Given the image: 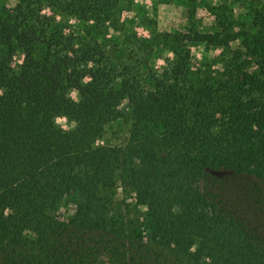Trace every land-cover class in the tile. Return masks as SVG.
Wrapping results in <instances>:
<instances>
[{"label": "trees", "instance_id": "16d2710c", "mask_svg": "<svg viewBox=\"0 0 264 264\" xmlns=\"http://www.w3.org/2000/svg\"><path fill=\"white\" fill-rule=\"evenodd\" d=\"M91 3L64 9L86 21L105 11ZM30 7L0 0V264H264V5L225 78L184 88L177 49L148 91L117 83L98 44L72 33L37 56ZM123 111L128 141L98 143ZM61 115L82 127L58 130Z\"/></svg>", "mask_w": 264, "mask_h": 264}, {"label": "rangeland", "instance_id": "374dc122", "mask_svg": "<svg viewBox=\"0 0 264 264\" xmlns=\"http://www.w3.org/2000/svg\"><path fill=\"white\" fill-rule=\"evenodd\" d=\"M1 1L12 6L18 0ZM26 1L30 3L31 15L38 26L37 56L49 54L48 38L52 34L59 32L57 36L62 43L65 36L72 33L86 42L98 44L104 54L103 61L117 83L132 80L143 91L150 90L157 79L170 72L177 49L190 55L189 83L180 81L184 88L192 84L198 89L225 78L228 63L243 52L242 34L252 28L255 10L264 5V0H92V5L102 1L105 11L91 12V18L83 21L81 15L64 9L71 0ZM87 22H99L98 29L91 31L90 26L85 25ZM216 30L223 33L225 44L194 39L197 31ZM136 40H151L149 49L153 50L139 48L134 43ZM22 60L19 56L16 62ZM90 70L88 65L84 83L92 81ZM175 80L173 77L171 81ZM70 97L74 101H83V95L77 89L71 91ZM126 112H121L124 117L107 126L98 143L123 144L128 141L133 120ZM53 122L65 133L78 130L83 124L67 115L57 116ZM72 211V207L63 205L60 214L66 216ZM262 223L264 226V218Z\"/></svg>", "mask_w": 264, "mask_h": 264}]
</instances>
